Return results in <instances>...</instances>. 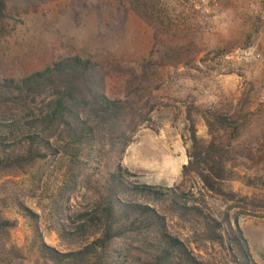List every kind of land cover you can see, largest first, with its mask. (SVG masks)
Returning <instances> with one entry per match:
<instances>
[{
  "label": "trees",
  "instance_id": "16d2710c",
  "mask_svg": "<svg viewBox=\"0 0 264 264\" xmlns=\"http://www.w3.org/2000/svg\"><path fill=\"white\" fill-rule=\"evenodd\" d=\"M5 1L0 0V19ZM233 48L218 49L215 55L221 58ZM189 53L187 46L166 43L137 69L74 54L23 76L0 74V175L64 160L62 185L46 207L50 229L67 246L59 250L48 245L41 215L16 197L13 203L32 230L29 251L38 259H29L12 241L17 222L0 208V264H215L194 252L190 238L171 231L170 217L188 224L195 242L217 246L225 264H255L228 213L218 219L202 205L191 204L192 197L180 188L144 183L122 164L139 128L154 121L149 69L179 64ZM250 88L228 111L186 105L190 147L183 175H198L217 194L227 195L222 181L235 154L244 159L250 155L243 153V145H235L241 144L243 129L253 116ZM196 112L208 127V141L197 135ZM93 163L99 166L95 179L90 172ZM78 186L85 193L73 204ZM7 201L0 198V205L7 206Z\"/></svg>",
  "mask_w": 264,
  "mask_h": 264
},
{
  "label": "rangeland",
  "instance_id": "374dc122",
  "mask_svg": "<svg viewBox=\"0 0 264 264\" xmlns=\"http://www.w3.org/2000/svg\"><path fill=\"white\" fill-rule=\"evenodd\" d=\"M5 2V15L0 19V74L5 77L23 76L74 54L120 61L137 69L151 51L163 49L166 43L189 47L183 62L149 69L151 95L156 102L154 121L139 128L122 164L144 183L180 188L192 197L191 204L202 205L218 219L228 213L233 226L242 232L255 264H264V0H219L218 4L199 0ZM230 46H235L230 52L250 48L259 57L239 59L227 56L230 52L216 57V50ZM251 85L254 91L249 110L253 116L243 129L241 144H235L243 145V153L250 155L244 159L235 154L227 166V179L222 181L227 195L217 194L198 175H183L190 147L186 105L228 111L238 105L243 91ZM194 116L197 135L208 141L204 119L197 112ZM63 162L48 161L26 173L0 175V198L8 199L7 206L1 203L0 208L17 222L11 231L12 241L31 260L38 259L29 251L31 226L13 200L19 197L41 215L40 227L48 245L66 249L50 229L46 207L62 185ZM91 167L95 179L99 166L93 163ZM84 193L78 186L71 202H79ZM169 219L171 231L190 238L196 254L225 264L217 246L195 242L188 224Z\"/></svg>",
  "mask_w": 264,
  "mask_h": 264
},
{
  "label": "built area",
  "instance_id": "2783aa9c",
  "mask_svg": "<svg viewBox=\"0 0 264 264\" xmlns=\"http://www.w3.org/2000/svg\"><path fill=\"white\" fill-rule=\"evenodd\" d=\"M199 1L207 2L211 4H218L219 2V0H199ZM261 19L264 20V10L261 14ZM227 56L236 57L245 60H249L251 58L257 59V57H259V55H255L254 51L250 48H236L232 52H230Z\"/></svg>",
  "mask_w": 264,
  "mask_h": 264
}]
</instances>
